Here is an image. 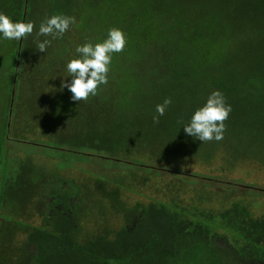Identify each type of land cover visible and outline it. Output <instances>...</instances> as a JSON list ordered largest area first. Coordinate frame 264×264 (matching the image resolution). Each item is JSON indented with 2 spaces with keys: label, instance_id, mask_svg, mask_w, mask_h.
Instances as JSON below:
<instances>
[{
  "label": "trees",
  "instance_id": "1",
  "mask_svg": "<svg viewBox=\"0 0 264 264\" xmlns=\"http://www.w3.org/2000/svg\"><path fill=\"white\" fill-rule=\"evenodd\" d=\"M0 12L35 25L0 41V264H264V185L232 175L264 166V0H0ZM54 14L74 24L39 53ZM110 28L126 45L108 83L73 101L65 63ZM212 91L231 112L222 140L199 142L181 127ZM76 163L101 171L70 179Z\"/></svg>",
  "mask_w": 264,
  "mask_h": 264
},
{
  "label": "clouds",
  "instance_id": "2",
  "mask_svg": "<svg viewBox=\"0 0 264 264\" xmlns=\"http://www.w3.org/2000/svg\"><path fill=\"white\" fill-rule=\"evenodd\" d=\"M74 24V18L54 14L40 22L35 47L39 53H45L51 46L52 40L60 39ZM33 22L13 21L9 16L0 12V41H20L22 38L32 35ZM49 37L51 39H49ZM126 45L125 34L118 28H110L103 41L92 43L84 42L75 48V57L65 63L67 79L61 80V88H66L72 95L73 101L88 99L96 96L97 89L108 83V73L113 54L123 51ZM171 103L165 99L163 103L155 107L156 116H163L165 109ZM231 112V106L226 104L225 98L220 91H212L202 104L191 113L187 122L183 123L182 129L186 136L199 142L220 141L223 139L225 130L224 121Z\"/></svg>",
  "mask_w": 264,
  "mask_h": 264
},
{
  "label": "rangeland",
  "instance_id": "3",
  "mask_svg": "<svg viewBox=\"0 0 264 264\" xmlns=\"http://www.w3.org/2000/svg\"><path fill=\"white\" fill-rule=\"evenodd\" d=\"M19 145L23 146L25 151H28V152L33 151L32 148H29L25 144H19ZM32 147H34V146H32ZM16 154H19L22 157L26 156L25 154H23L21 152H17ZM33 157H34V161H35L36 165H37V163H40V162H41V164L44 163L45 165L44 164L43 165L48 172L51 171L50 166L51 167L57 166L58 159H51V158L50 159L49 158L44 159L42 157H35V156H33ZM54 164H56V165L54 166ZM219 165H220V163L216 164V166H219ZM83 166L85 168H89V169H93V170L97 169V171H99V170L101 171L100 166L96 167L93 165H88L86 163H76L73 167H71V169L66 170L65 172H67V175H69L70 179L76 178V177L81 178L84 175L83 171H81V167H83ZM199 168H200V170H205L203 168V166L198 165L196 163L189 166V169L195 170V169H199ZM238 170H237V173H235V174L232 173V175L233 176H245L248 179V181H250V182H256V183H260V184L264 185V166H261L258 163H255V164L254 163H245L244 165H241ZM131 199L135 200L137 198L131 197ZM138 199H140V198H138ZM207 207H208V204H207Z\"/></svg>",
  "mask_w": 264,
  "mask_h": 264
}]
</instances>
